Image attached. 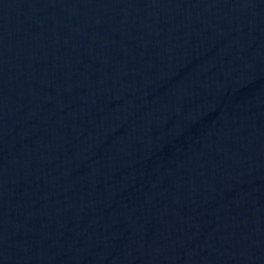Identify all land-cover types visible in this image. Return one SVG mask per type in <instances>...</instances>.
<instances>
[{
  "label": "water",
  "instance_id": "95a60500",
  "mask_svg": "<svg viewBox=\"0 0 264 264\" xmlns=\"http://www.w3.org/2000/svg\"><path fill=\"white\" fill-rule=\"evenodd\" d=\"M264 189V0H0V264H156Z\"/></svg>",
  "mask_w": 264,
  "mask_h": 264
}]
</instances>
